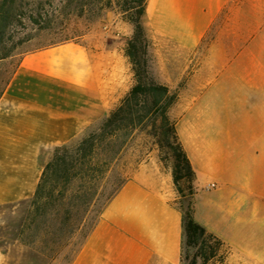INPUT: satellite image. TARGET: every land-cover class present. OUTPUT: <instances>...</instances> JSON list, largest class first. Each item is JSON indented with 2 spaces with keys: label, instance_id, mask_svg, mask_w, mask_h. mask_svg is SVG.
<instances>
[{
  "label": "crops",
  "instance_id": "0c3cea01",
  "mask_svg": "<svg viewBox=\"0 0 264 264\" xmlns=\"http://www.w3.org/2000/svg\"><path fill=\"white\" fill-rule=\"evenodd\" d=\"M146 12L154 32L183 49L215 36L229 38L219 51L251 53L248 60L220 64L241 69L233 72L226 96L235 101L238 116L227 136L228 159H199L208 153V145H201L190 161L197 182L216 181L206 190L212 192L209 216L233 231L229 238L218 236L264 261V0H147ZM114 55L63 42L21 57L0 95V205L31 198L53 149L107 116L122 92L119 79L109 76ZM198 77L196 71L181 100L199 97ZM225 93L219 90L220 97ZM185 132L180 136L186 145ZM223 137L215 142L225 148ZM162 175L141 165L103 208L68 264H181L182 213ZM194 219L217 233L198 205Z\"/></svg>",
  "mask_w": 264,
  "mask_h": 264
},
{
  "label": "rangeland",
  "instance_id": "374dc122",
  "mask_svg": "<svg viewBox=\"0 0 264 264\" xmlns=\"http://www.w3.org/2000/svg\"><path fill=\"white\" fill-rule=\"evenodd\" d=\"M57 5L58 0H0V56L9 54L0 58V91L25 53L63 42H76L93 54L105 50L115 53L109 60L113 69L109 76L119 79L122 92L116 104L110 108L114 109L135 84L130 63L125 55L127 40L133 33L132 24L124 21L121 14L112 9L85 6L84 10L80 11L78 6L73 4L65 14L53 11ZM37 12L42 15L49 12L50 15L46 18L38 17L39 24H35L29 16L36 17ZM48 18V26L43 27ZM143 22L150 41L147 81L151 79L164 84L169 93L174 94L175 101L168 108V115L181 142V130L186 131L187 142L186 145L183 142L182 144L189 159H195L192 151L195 152L201 145H208V153L201 154L199 159H217L220 155L222 159H228L230 150L227 148V136L230 129L237 124L238 116L233 110L235 101L226 96L228 97L227 91L231 86L229 82H232L233 72L241 69L233 67V64L221 67L220 64L222 60H248L251 53L219 51L220 45L225 42L228 44L229 38L215 36L207 37L204 43L195 49H183L176 42H172L170 37L157 35L148 24L147 14L143 17ZM105 46L108 48L105 49ZM262 58L264 59V52ZM196 71L199 73V97L181 100L180 91L189 85ZM204 78L208 80L203 81ZM220 89L226 91L225 98L220 97ZM154 116V112L149 113L147 118L150 119L133 131L116 158L119 160L114 167L115 175H121L123 180H128L141 165H149L151 170H158L163 174L165 191L173 190V203L178 209L182 207L187 210L193 204L198 205L199 213L209 218L211 226L218 233L216 234L229 238L233 234L232 229L216 216H209L207 208L212 192L206 190L212 191L214 186L211 185L216 184V181H195L196 194L191 195L188 184L182 180L180 185L186 196L180 197L172 178L176 159L175 138L172 132L166 131V127L162 128L160 118ZM220 134L224 136L225 148L215 142ZM207 136L209 138H206ZM80 139L81 136L67 144L74 146ZM53 152L54 149L51 158ZM59 155H64V152L61 151ZM167 174H170L168 180ZM49 188L48 184L44 195ZM32 197L0 205V264H68L81 244V234L67 241L65 238L54 236L52 232L60 227L59 223L50 222V217L55 213L54 209L45 204L36 209L31 203ZM46 200L47 198H42V201ZM98 209L99 205H96L90 212L85 231L97 219ZM36 248L43 249L46 254L36 252ZM186 251L192 254L195 248L191 247ZM208 264H264V261L251 259L241 250L228 244L221 248L218 255Z\"/></svg>",
  "mask_w": 264,
  "mask_h": 264
},
{
  "label": "trees",
  "instance_id": "16d2710c",
  "mask_svg": "<svg viewBox=\"0 0 264 264\" xmlns=\"http://www.w3.org/2000/svg\"><path fill=\"white\" fill-rule=\"evenodd\" d=\"M73 4L77 5L80 11H83L85 6L115 10L121 14L124 21L132 24L133 33L127 40L125 55L135 79V84L120 103L91 130L85 132L74 146L63 144L54 148L53 157L45 163L31 200L36 209H40L43 204L54 209L55 213L50 217V222L60 225L57 231L52 232L54 236L65 238L67 241L81 234L82 243L103 208L125 183L126 180H123L121 175H115L114 167L119 160L116 158L133 131L150 119L147 118L149 113L154 112V117L160 118L162 128L166 127V131L174 135L176 159L172 178L181 198L186 196L180 185L182 180L188 184L191 195L196 193V174L168 115V108L175 101L174 94H170L164 84L151 79L147 81L150 41L143 22V17L147 14V0H58V5L53 11L66 14ZM49 15V12H44L43 15L37 12L36 17L30 15L29 18L32 23L39 24L38 17L46 18ZM49 21L48 18L43 27L48 26ZM8 55L4 54L0 58ZM61 151L64 155H59ZM48 184L50 188L44 195ZM43 197L47 200L42 201ZM96 205H99L97 219L85 231L90 212ZM194 209V204L187 210L179 208L183 214L181 264H208L218 255L221 248L228 244L194 219ZM191 247L195 248L192 254L186 251ZM35 251L46 254L43 249L36 248Z\"/></svg>",
  "mask_w": 264,
  "mask_h": 264
},
{
  "label": "built area",
  "instance_id": "2783aa9c",
  "mask_svg": "<svg viewBox=\"0 0 264 264\" xmlns=\"http://www.w3.org/2000/svg\"><path fill=\"white\" fill-rule=\"evenodd\" d=\"M211 186H214V184H212Z\"/></svg>",
  "mask_w": 264,
  "mask_h": 264
}]
</instances>
